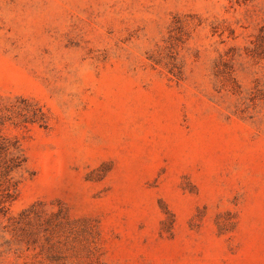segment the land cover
Listing matches in <instances>:
<instances>
[{
  "label": "rangeland",
  "instance_id": "374dc122",
  "mask_svg": "<svg viewBox=\"0 0 264 264\" xmlns=\"http://www.w3.org/2000/svg\"><path fill=\"white\" fill-rule=\"evenodd\" d=\"M0 264H264V0H0Z\"/></svg>",
  "mask_w": 264,
  "mask_h": 264
}]
</instances>
